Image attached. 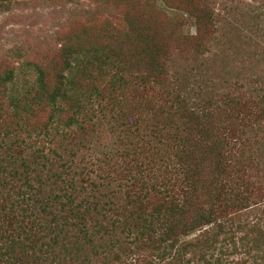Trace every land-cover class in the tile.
Returning a JSON list of instances; mask_svg holds the SVG:
<instances>
[{
    "label": "trees",
    "instance_id": "trees-1",
    "mask_svg": "<svg viewBox=\"0 0 264 264\" xmlns=\"http://www.w3.org/2000/svg\"><path fill=\"white\" fill-rule=\"evenodd\" d=\"M85 1L0 63V264H264V78L212 50L242 0Z\"/></svg>",
    "mask_w": 264,
    "mask_h": 264
},
{
    "label": "rangeland",
    "instance_id": "rangeland-1",
    "mask_svg": "<svg viewBox=\"0 0 264 264\" xmlns=\"http://www.w3.org/2000/svg\"><path fill=\"white\" fill-rule=\"evenodd\" d=\"M222 4L227 7L223 11L219 9L224 18L223 29L212 46L214 58L223 60L218 74L231 73L245 81L250 76L264 78V0ZM93 8L85 0H80L79 5L19 0L0 7V63L37 60L47 46L52 47L55 33L72 15ZM188 30L194 33L193 28ZM19 53L21 57L17 58Z\"/></svg>",
    "mask_w": 264,
    "mask_h": 264
}]
</instances>
